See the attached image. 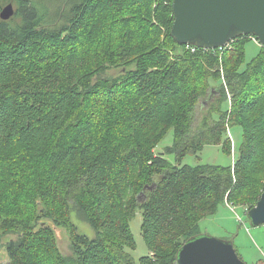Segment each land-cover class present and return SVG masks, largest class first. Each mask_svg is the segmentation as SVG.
<instances>
[{"label": "trees", "instance_id": "trees-1", "mask_svg": "<svg viewBox=\"0 0 264 264\" xmlns=\"http://www.w3.org/2000/svg\"><path fill=\"white\" fill-rule=\"evenodd\" d=\"M172 2L0 0V12L8 3L14 9L0 18V189L11 178L17 149L37 151L27 171L31 206L0 220L1 231L20 234L7 247L9 261L0 264H134L128 248L135 246L130 222L137 212L148 249L138 263L177 264L180 247L200 235V219L222 203L255 205L264 188V46L240 70L249 36L213 49L179 44L171 35ZM146 4L153 20L138 21L149 39L139 47L114 46L106 23L128 26ZM82 36L92 47H106L81 52L75 42ZM108 53L114 59H105ZM107 61L125 71L101 76ZM220 66L229 113L221 107L226 96L220 85L219 108L211 106L195 130L198 99L210 95L211 79L220 82ZM106 99L117 105L116 116L99 135ZM228 124L242 128L232 165L180 164L208 144L227 151ZM169 130L167 150L177 164L154 150ZM71 206L93 237L69 219ZM7 211L0 208V215ZM45 217L67 227L70 256L60 254Z\"/></svg>", "mask_w": 264, "mask_h": 264}, {"label": "rangeland", "instance_id": "rangeland-1", "mask_svg": "<svg viewBox=\"0 0 264 264\" xmlns=\"http://www.w3.org/2000/svg\"><path fill=\"white\" fill-rule=\"evenodd\" d=\"M142 5L141 7L136 8L138 10L136 14L135 21H130L128 26L125 24L117 25L116 23L112 27L106 23L107 30L109 31L108 35L113 37L114 46H121L122 48L139 47L142 42L149 39V35L145 34L142 31V26L139 24L138 18L143 20H153L151 14L152 5L149 4ZM5 6V5H4ZM147 6V7H146ZM146 7V9H144ZM127 15L124 14V17ZM143 21V22H145ZM142 22V23H143ZM120 23H122L120 21ZM130 26L134 29L131 31ZM136 27H138L136 29ZM82 40H76L75 49L84 51L86 46L88 49H96V47L104 48L106 43L103 45L97 46L95 43L93 47L89 44L90 42L82 36ZM82 42V43H81ZM98 43V40H97ZM45 45L49 44L48 40L44 41ZM56 46H58L56 42ZM244 59L240 64V70H244L247 67V64L258 54L260 50V44L251 38L244 40ZM108 49V47H107ZM114 59L109 53L106 55L105 59ZM106 69L101 72V76L106 78L116 77L119 74L125 71L123 65H115L107 61ZM115 63V62H114ZM220 71V82L210 80V89L211 91L206 97H200L197 103V110L195 115L194 129L197 130L200 127V124L204 121V117L207 115L208 110L211 106H217L219 108L220 103L217 101V98L220 96V85L224 86L225 89V102L221 103V107L227 108L229 113L231 97L229 96V89L226 84V80L223 74L222 67H219ZM105 109L102 112V116L98 126L96 127V134H106L109 132L110 127L114 124L115 112L117 110V105L114 103V100L106 99L104 102ZM218 104V105H217ZM121 107V106H120ZM119 109V108H118ZM217 118V113H213V119ZM212 121H209V124L206 128L213 124ZM224 137L228 138L229 144L226 145L224 151L222 144H208L205 145L197 153H186L179 161L180 164H188L190 166H196L199 164H219V165H232L233 160L237 156L238 148L242 141V128L240 125H226V131ZM173 141V131L169 130L162 140L154 147V150L157 152H163L166 157L172 164H177L175 153L168 152L167 147L172 144ZM229 148V149H228ZM166 152V153H165ZM37 156V151L35 149L28 148H19L16 151V166L11 172V178L9 181L4 184L0 189V208L8 207L9 211L6 212V215L1 214L0 220L3 216H11L14 213H21V209H26L30 201L28 202L30 191H28V184H26L28 177L29 161ZM27 194L25 195V191ZM139 200L142 199V194L138 195ZM55 201V200H54ZM7 205V206H5ZM31 206V204H30ZM29 206V207H30ZM54 209L57 210L58 204L55 201ZM248 205L243 204L241 206H236L232 204L222 203L218 206L217 211L208 215L199 220V234L213 236L223 240H229L232 242L238 256L243 260L245 264H264V224L253 226L251 225L246 211ZM49 210V209H48ZM32 212V211H31ZM29 212V214L31 213ZM69 219L77 226V229L81 233L87 234L89 237L94 236V230L92 227L86 223L80 213L71 206L68 211ZM44 223L47 222L53 230V237L55 246L58 248L60 254L65 257H68L72 254L70 247V233L67 227L63 223H56L52 217H45L42 220ZM41 220H32L31 224L36 225ZM140 223L141 215L140 212H137L134 218L130 222V227L134 236L135 246L134 248H128V251L131 253L134 259V264H139V258L147 254V246L140 233ZM7 231V232H5ZM37 231L34 230V232ZM19 233L11 232L9 230H0V263H6L9 261V253L7 247L10 243H17L20 236Z\"/></svg>", "mask_w": 264, "mask_h": 264}, {"label": "water", "instance_id": "water-1", "mask_svg": "<svg viewBox=\"0 0 264 264\" xmlns=\"http://www.w3.org/2000/svg\"><path fill=\"white\" fill-rule=\"evenodd\" d=\"M171 35L179 44L219 48L239 36H254L264 46V0H173ZM6 4L0 18L13 15ZM151 187H149L150 189ZM251 225L264 224V188L247 212ZM177 264H245L229 240L200 234L177 253Z\"/></svg>", "mask_w": 264, "mask_h": 264}, {"label": "built area", "instance_id": "built-area-1", "mask_svg": "<svg viewBox=\"0 0 264 264\" xmlns=\"http://www.w3.org/2000/svg\"><path fill=\"white\" fill-rule=\"evenodd\" d=\"M251 39H254V40H256L258 43H259V41L257 40V38L256 37H254V36H249ZM260 44V43H259Z\"/></svg>", "mask_w": 264, "mask_h": 264}]
</instances>
